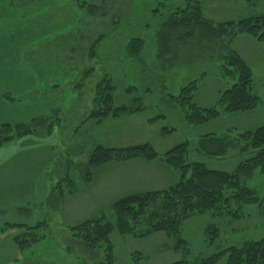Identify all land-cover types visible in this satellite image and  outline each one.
<instances>
[{
  "label": "rangeland",
  "instance_id": "1",
  "mask_svg": "<svg viewBox=\"0 0 264 264\" xmlns=\"http://www.w3.org/2000/svg\"><path fill=\"white\" fill-rule=\"evenodd\" d=\"M202 1L205 16H210V12L211 20L217 23L236 22L264 14V0ZM21 2V5L30 3L29 0H0V67L22 70L26 65L30 68L41 66L46 73L52 70L55 74L45 73L43 78L54 79L60 84V90L55 93L47 91L44 103L25 93L16 95V92L2 91L15 100L1 104L0 125L28 123L54 109L60 112L61 124L54 128L53 135L36 141L38 155L28 153L30 147L27 140L16 139L13 141L15 144H5L0 148L4 149L0 152V164L12 166L14 170L20 165L29 167L27 174L22 167V172L14 171L10 175L7 181L12 185L10 189L0 186V264H105L103 248L84 253L81 248L72 245L70 232L66 231L67 224L74 222L76 226L101 215L115 225L111 205L128 193L126 185L108 181L112 194H101L103 179L121 174L111 171V167L117 165L115 163L91 169L89 177L93 178L92 186L84 187V165L96 146L120 149L146 143L162 155L176 145L188 142L191 161L201 162L210 170L227 173L233 172L240 162L250 156L248 153L239 155L233 150H228L222 158L203 156L197 152L198 141L207 135L223 136L229 129H236L238 133L264 125V42L242 34L231 45L249 65L252 71L251 92L263 103L248 112L228 114L222 110L218 119L205 125L190 126L179 108L168 101L169 97L176 96L182 87L197 80L193 102L198 107L211 108L217 105L220 94L236 83L237 77H223L221 60L217 54L211 57L212 52L204 51L202 45L198 50L193 47L180 50L177 58L170 57L172 60H168L167 56H158L156 34L160 24L181 4V0H74L73 8L60 7L56 12L43 13L27 21L19 11ZM80 3L97 6L98 10L90 14L86 8L79 6ZM54 30L59 31L58 37L48 38V42L42 45L21 43L24 41L22 32L26 31L33 37L42 33L44 36ZM99 35L106 38L97 43L96 56L89 60L88 49ZM133 38L142 39L143 47L136 57L130 58L127 46ZM90 68H93V74L81 88H76L85 70ZM105 75L112 78L115 106L142 109L119 119H107L99 125L82 123V113L86 115L92 108L87 106L93 99L95 85ZM8 85L13 86L14 83L8 82L4 86ZM128 89H132L131 92ZM48 95L51 97L49 100ZM133 99L138 101L133 102ZM151 119L155 121L149 123ZM164 128L174 131L162 135ZM155 161L159 162V159ZM168 171L165 179L163 177L157 182L159 186L155 184L156 190H163L177 182V173L172 169ZM20 174L31 176L32 180L26 187L15 188L16 181L22 179ZM63 179L76 183V190L87 188L84 202L89 204V209L73 221L66 214V219L62 218L61 210L53 208L48 202L52 187L57 191L56 184ZM68 185L63 183L65 192L70 189ZM244 185L257 192L260 202L244 206L245 217L240 220L209 214H194L185 220L181 225V237L187 242L186 252L173 250L174 241L163 233L136 239L121 235L114 228L109 237L113 264H170L182 259L190 262L196 258L211 257L247 241L262 239L264 177L259 170H255ZM42 222L47 225L37 233L39 241L23 253L12 242V237L21 230L4 228L5 224L33 227ZM209 227L218 230L214 240H211L213 233L208 231ZM68 243L72 246L70 253L67 252ZM36 251L44 258L25 261V257L29 258ZM225 263L226 257H223L216 264Z\"/></svg>",
  "mask_w": 264,
  "mask_h": 264
},
{
  "label": "trees",
  "instance_id": "2",
  "mask_svg": "<svg viewBox=\"0 0 264 264\" xmlns=\"http://www.w3.org/2000/svg\"><path fill=\"white\" fill-rule=\"evenodd\" d=\"M87 12L94 14L98 7L79 4ZM246 35L258 42H264V14L250 16L238 21L213 22L204 17L200 0H181L160 24L156 34L158 56L161 58H177L180 50L199 49L217 54L221 60L223 77H237V81L229 89L222 92L217 105L211 108L198 107L193 102V95L198 88V81H192L182 87L176 96H170L168 101L175 104L190 126H200L210 123L220 117L221 111L234 114L255 110L263 102L251 92L252 71L245 60L235 52L231 45L238 35ZM105 35L95 37L88 49L89 60L96 56V45ZM198 46V48H196ZM143 40L133 38L127 46L130 58L136 57L142 50ZM93 68L85 70L81 88L85 80L93 74ZM132 89H128L131 92ZM112 78L105 75L94 88L91 109L84 117V123L101 124L107 119H119L140 112L142 107L115 106L112 92ZM138 99H133V102ZM160 118H164L160 116ZM155 119L148 122L153 123ZM61 124L57 112L44 117H36L28 123L0 125V148L9 142L26 136L51 135L53 129ZM174 129L164 128L162 135L172 133ZM229 129L223 136L207 135L198 141L199 154L210 158L225 157L228 150L237 151L239 155L248 153L250 156L240 162L233 172H221L208 169L201 162L189 158V144L184 142L176 145L162 155H159L149 144L127 148H104L96 146L90 152L84 165V184L90 182L89 171L108 163H123L140 159L151 162L159 159L161 163L174 170L178 175L177 182L163 190L145 193H134L117 199L111 205L115 216L114 223L105 216L90 218L76 226L69 227L72 245L86 253L103 248L105 264H113L114 256L109 237L114 228L121 235H130L136 239H144L157 233H163L174 241L173 250H187V242L181 237L182 223L194 214H209L213 217L243 219V207L259 203L257 192L244 185L255 170L264 177V125L251 131L235 132ZM68 183L67 192L63 183ZM50 192L48 202L61 210L67 195L76 192V183L63 179ZM46 223H38L33 227L25 225L5 224L4 228H19L21 232L12 237L19 251L29 249L39 241L37 233L46 228ZM214 240L218 235L215 227H209ZM43 239V236H41ZM41 240V239H40ZM71 244H67L70 253ZM69 246V247H68ZM226 257L225 264H264V237L260 240L244 242L240 246H232L225 251L208 258H196L193 261L179 260L170 264H216ZM136 259V257H134ZM139 259V258H138Z\"/></svg>",
  "mask_w": 264,
  "mask_h": 264
},
{
  "label": "crops",
  "instance_id": "3",
  "mask_svg": "<svg viewBox=\"0 0 264 264\" xmlns=\"http://www.w3.org/2000/svg\"><path fill=\"white\" fill-rule=\"evenodd\" d=\"M29 1L30 3H28L27 5H21L22 2L20 3L21 7L19 8V11L25 17L24 21L35 18L37 17V15H43V13L51 14V12L58 11L60 7L73 8L74 6V0L73 1H70V0H29ZM200 2L202 5V12H203L204 17L211 20L212 17H211L210 12H209L210 16H205L204 3L202 0H200ZM206 7L209 8L208 5ZM220 22H225V21H220ZM40 27L42 26L40 25ZM58 34H59V31L54 30L48 34H45L44 36L42 33L41 35H38V36L35 35L33 37H30L29 36L30 34H27L25 31V32H22L21 38L24 39V41L22 40L21 43L24 45H42L45 41L48 42V38H53V37L55 38V36L58 37ZM104 38H106V36ZM31 39H34V40H31ZM34 58H37V57H35L34 55ZM45 73L46 71L41 66L39 68L37 67L30 68L25 65L22 70H14L10 68L0 67V106L1 104L6 105V103L8 104V102H13L15 100L9 94H5V92H2V91H6L10 93L16 92L17 93L16 95L18 94L21 95L25 93V95H29L31 98L33 97L35 100L40 99L41 103H44V98L46 99L44 94H47V91L55 93L60 90V84H57L54 81V79L52 78L44 79L43 78V75ZM46 74L51 75L55 73H53V71L50 70V72L49 73L47 72ZM8 82L14 83V85L13 86L8 85L5 87L4 85L7 84ZM72 87L75 88V85H72ZM50 98L51 97L48 95L47 100H49ZM91 102L88 103V106H87L88 108L91 107ZM54 112H57L60 117V112L58 111V109H54L51 111V113H54ZM51 113L49 114L46 113L44 115H40L36 117L49 116ZM84 117L85 115L82 113V118H83L81 121L82 123H84L83 121ZM55 129H53L51 135H53ZM51 135L40 136V137L26 136V137H23L17 140H20V141L27 140L28 141L27 146L30 147L28 148L29 150L28 153L29 154L34 153L35 155H38L39 150L37 148L39 147H37L36 141L38 139L48 138ZM13 141L9 142L8 144L10 145L15 144L13 143ZM33 145L36 146L35 149L31 148ZM8 148H11V147H8ZM2 150L4 149H1L0 152H2ZM109 164L110 163H108V165ZM115 164L117 165L115 167H111L112 168L111 171H113V173H121V174L114 175L112 177H107L106 179H103V182H102L103 185L101 187V194L104 196L112 194L110 186H107L108 181L112 183L126 185L128 189V193L126 195L134 194V193H145V192H150V191H159L160 189L156 190V185L159 186L157 182L163 177H164L163 179H165L166 174H168L169 172L168 170L170 169L169 167H166V165H164L160 161L158 162L155 160L151 162H146L140 159H135V160L126 161L123 163H115ZM103 166H107V164L99 166V167H103ZM22 167L25 168L24 172L25 174H27L26 169L29 168L28 166H24V165L16 166L14 170V168L11 169L12 166L5 165L4 163L0 164V186L2 187L7 186V188L10 189L12 185L11 183H7L8 179L10 178V175H12L14 171H17V173L18 171L22 172L23 171L21 169ZM25 174H23L24 176L20 174V178L22 179H19L18 181H16V183L13 185L15 188L28 186V183L32 180V177L25 176ZM92 183H93V178L91 177L90 182L87 184H83V185L84 187H88L90 185L92 186ZM86 191H87V188L83 190H76V192H74L73 194L67 195L65 197L63 204H62L61 211H60L61 215L63 216L62 218L66 219V215H67L69 219L73 221L76 218L82 217V212L85 211L86 209H89V204L85 203L86 201L84 202V198L86 197V193H85ZM73 223L66 225L67 227L66 231L69 230V227H72L75 225ZM40 251H43V250H40ZM19 252L23 253V251H19ZM38 253L39 251H36V253H34L32 256H29V258L25 257V261L33 262V261H38V260L43 259L44 257L38 255Z\"/></svg>",
  "mask_w": 264,
  "mask_h": 264
}]
</instances>
